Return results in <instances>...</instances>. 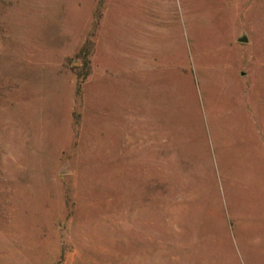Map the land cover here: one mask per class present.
Wrapping results in <instances>:
<instances>
[{"label":"rangeland","instance_id":"374dc122","mask_svg":"<svg viewBox=\"0 0 264 264\" xmlns=\"http://www.w3.org/2000/svg\"><path fill=\"white\" fill-rule=\"evenodd\" d=\"M0 264H264V0H0Z\"/></svg>","mask_w":264,"mask_h":264},{"label":"water","instance_id":"95a60500","mask_svg":"<svg viewBox=\"0 0 264 264\" xmlns=\"http://www.w3.org/2000/svg\"><path fill=\"white\" fill-rule=\"evenodd\" d=\"M248 40V38L246 37V35H241L240 37H238V41H241V42H246ZM64 171H61V174H63Z\"/></svg>","mask_w":264,"mask_h":264}]
</instances>
